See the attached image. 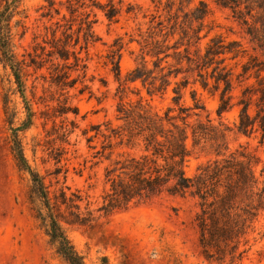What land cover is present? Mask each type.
<instances>
[{
	"label": "trees",
	"instance_id": "trees-1",
	"mask_svg": "<svg viewBox=\"0 0 264 264\" xmlns=\"http://www.w3.org/2000/svg\"><path fill=\"white\" fill-rule=\"evenodd\" d=\"M45 1L40 6L41 17L53 22L45 25L51 38L45 37L42 44L36 42V35L35 54L28 53V60L20 59L14 49V27L24 28L22 36L27 28L23 21L27 15L19 10L22 0H4L0 8V58L11 68L28 110L27 119L13 129L11 148L19 165L32 177L31 202L57 253L69 264H87L64 223L92 225L101 217L133 204L169 195L195 200L194 223L201 252L206 257L229 258L232 262L243 260L251 248L249 235L264 212V184L254 171L256 155L245 149L227 152L228 136L233 128L222 120L216 123L210 116L202 119L199 113H194L198 118L191 120L192 111L205 109L196 98V90L192 91L194 106L182 105L180 99L184 88L191 82H199L204 89L219 95L220 119L225 112L238 107L237 130L249 135L260 131L264 142V0H214L220 7L231 10L249 45L243 40H227L222 34H216L204 46L200 43L211 32L208 29L201 34L208 26L209 3L200 0L199 5L184 11L182 7L187 0H179L180 7L173 12L176 0H169L167 18L152 25L143 37L140 58L128 71L125 82L139 81L151 96L164 95L175 85L172 99L176 106L169 105L161 112L144 104L142 99L135 104L120 103L118 118L123 121L122 125L108 126V132L101 124L93 127L96 134L88 137L89 142L99 135L104 137L101 149L90 145L96 149L94 157L110 160L120 146L138 149L140 153H121L105 167L107 188L102 195L103 202L91 209L92 202L88 200L85 210L82 208L85 197L80 190L68 193L62 187L52 193L24 154L18 130L32 125L34 111L25 97L23 69L26 66L41 69L46 62H51L56 71L54 81L64 87L74 86L77 78L71 77L70 71L86 68L81 54L99 39L92 12L83 9L98 7L109 20L118 21L122 8L113 0L105 3L93 0L91 5L86 0ZM17 15L20 18L12 24ZM56 59L63 64L55 62ZM116 66L120 79L119 62ZM64 107L63 113L72 111L77 115L79 112L77 107ZM70 133L66 128L65 137ZM206 148L215 157L200 164L194 174H187L190 156L196 149Z\"/></svg>",
	"mask_w": 264,
	"mask_h": 264
},
{
	"label": "rangeland",
	"instance_id": "rangeland-1",
	"mask_svg": "<svg viewBox=\"0 0 264 264\" xmlns=\"http://www.w3.org/2000/svg\"><path fill=\"white\" fill-rule=\"evenodd\" d=\"M92 1L86 0L87 5ZM113 1L122 8L118 21L109 20L98 7L83 9L92 12L99 39L81 54L86 68L70 71L71 77L77 78L74 86L64 87L54 81L56 71L51 62H46L41 69L34 66L23 69L25 97L34 111L32 125L18 130L24 154L52 193L62 187L68 193L80 190L85 197L83 210L88 200L92 202L91 209L102 204V195L107 188L105 167L121 153H140L138 149L120 146L110 160L94 157L96 149L90 145L101 149L104 137L99 135L89 142L88 137L96 134L93 127L101 124L108 132V126L122 125L123 121L118 118L120 103L135 104L142 99L144 104L161 112L169 105L176 106L172 99L175 85L164 95L151 96L139 81L125 82L128 71L140 58L143 37L152 25L167 18L169 0ZM205 1L209 3L210 13L206 18L208 26L201 34L208 29L211 32L202 39L200 46L216 34H222L227 40H243L249 45L231 10L220 7L214 0ZM44 3L45 0H22L19 10H24L27 15L23 18L26 32L22 36V26L13 29L14 49L20 59L26 57L29 60L28 53L35 54L36 42L44 44L45 37L51 38L45 25L53 22L41 17L40 6ZM199 3L200 0H187L182 8L188 11ZM3 4L4 0H0V8ZM178 7L180 3L176 0L173 12ZM19 18V15L15 16L12 24ZM55 62L63 64L58 59ZM117 62L120 79L117 78ZM228 62L234 64L235 60ZM193 90L205 109L192 111L191 120L198 118L194 113H199L202 119L210 116L216 123L222 120L230 125L233 130L228 136L227 152L245 149L255 154L254 171L264 184L261 132L249 135L237 130L238 107L225 112L220 119L217 113L219 95L204 89L199 82H191L183 89L180 104L194 106ZM26 105L11 68L0 58V264H69L57 253L36 217L30 196L32 177L19 165L11 148L13 129L27 119ZM66 105L77 107L78 114L63 113ZM66 128L71 131L68 137L64 135ZM214 157L209 148L196 149L186 163L187 174H194L200 164ZM196 211L195 200L191 197L164 195L103 216L92 225L64 223V226L87 264H264V212L249 235L250 250L243 260L232 262L229 258H208L201 252L194 223Z\"/></svg>",
	"mask_w": 264,
	"mask_h": 264
}]
</instances>
